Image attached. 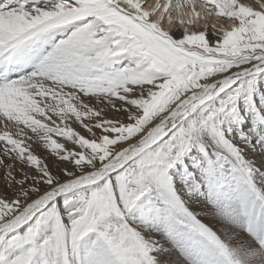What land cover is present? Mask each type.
Here are the masks:
<instances>
[{
    "label": "snow or ice",
    "instance_id": "1",
    "mask_svg": "<svg viewBox=\"0 0 264 264\" xmlns=\"http://www.w3.org/2000/svg\"><path fill=\"white\" fill-rule=\"evenodd\" d=\"M0 264H264V0H0Z\"/></svg>",
    "mask_w": 264,
    "mask_h": 264
},
{
    "label": "rangeland",
    "instance_id": "2",
    "mask_svg": "<svg viewBox=\"0 0 264 264\" xmlns=\"http://www.w3.org/2000/svg\"><path fill=\"white\" fill-rule=\"evenodd\" d=\"M78 130H81L82 131V129H78ZM205 222L208 223L209 221L206 220Z\"/></svg>",
    "mask_w": 264,
    "mask_h": 264
},
{
    "label": "bare ground",
    "instance_id": "3",
    "mask_svg": "<svg viewBox=\"0 0 264 264\" xmlns=\"http://www.w3.org/2000/svg\"><path fill=\"white\" fill-rule=\"evenodd\" d=\"M223 21H221V23H222ZM211 23V22H210Z\"/></svg>",
    "mask_w": 264,
    "mask_h": 264
}]
</instances>
